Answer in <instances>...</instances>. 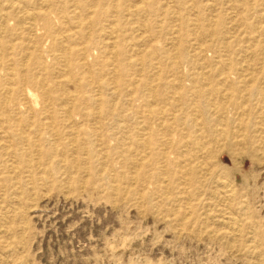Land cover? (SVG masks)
<instances>
[{
	"label": "rangeland",
	"instance_id": "rangeland-1",
	"mask_svg": "<svg viewBox=\"0 0 264 264\" xmlns=\"http://www.w3.org/2000/svg\"><path fill=\"white\" fill-rule=\"evenodd\" d=\"M0 264H264V0H0Z\"/></svg>",
	"mask_w": 264,
	"mask_h": 264
},
{
	"label": "bare ground",
	"instance_id": "bare-ground-1",
	"mask_svg": "<svg viewBox=\"0 0 264 264\" xmlns=\"http://www.w3.org/2000/svg\"><path fill=\"white\" fill-rule=\"evenodd\" d=\"M12 2V1H11ZM13 7V6H12ZM93 7V6H92ZM39 8V7H38ZM41 9V8H40ZM3 11V10H2ZM1 11V12H2ZM34 12V11H33ZM30 14H32V12L30 13ZM3 16V15H2ZM36 16V15H35ZM34 18V17H33ZM2 22V21H1ZM3 23V22H2ZM3 29V28H2ZM5 47V46H4ZM71 48V47H70ZM102 48V47H101ZM11 49H12V47H11ZM27 49L29 50V48L27 47ZM141 55V54H140ZM28 57V56H27ZM27 57H26V61H27ZM30 58V57H29ZM223 72V71H222ZM221 73V72H220ZM224 73V72H223ZM206 76V75H205ZM227 78V77H226ZM11 86V85H10ZM12 87V86H11ZM13 89V88H12ZM177 89V88H176ZM178 90V89H177ZM177 90H174L175 92H177ZM180 91V90H179ZM176 94V93H175ZM211 95V94H210ZM216 97V96H215ZM216 104V103H215ZM101 106V105H100ZM216 109V108H215ZM100 110V109H99ZM151 111V110H150ZM202 116V115H201ZM240 117V116H239ZM196 118V117H195ZM175 119V118H174ZM197 119V118H196ZM197 120H199V119H197ZM221 121V120H220ZM222 122V121H221ZM219 123V122H218ZM217 123V125L219 126V124ZM220 125H222V124H220ZM262 125V124H261ZM214 127V126H213ZM238 134V133H237ZM144 136V135H143ZM187 139V138H186ZM199 139V138H198ZM146 141V140H145ZM203 142V141H202ZM208 142V141H207ZM206 142V143H207ZM187 144V143H186ZM200 145V144H199ZM207 145V144H206ZM205 145V146H206ZM149 146H150V144H149ZM202 146V145H201ZM204 146V145H203ZM191 148V147H190ZM189 148V150H191ZM165 149V148H164ZM201 149V148H200ZM206 150V149H205ZM167 151V150H166ZM190 152V151H189ZM184 157V156H183ZM200 158H202V157H200ZM156 160V159H155ZM195 160V159H194ZM192 164V163H191ZM142 166V165H141ZM162 167V166H161ZM211 167V166H210ZM173 169V168H172ZM212 169V168H211ZM209 171H211V170H209ZM184 185V184H183ZM180 186V185H179ZM182 186V185H181ZM224 190V189H223ZM212 193V192H211ZM213 194V193H212ZM217 194V193H216ZM216 197V196H215ZM214 198V197H213ZM219 198V197H218ZM224 199V198H223ZM225 200V199H224ZM226 201H228V200H226ZM229 203V202H228ZM191 204V203H190ZM189 205V204H188ZM180 207V206H179ZM232 213V212H231ZM232 218H234V217H232ZM222 219V218H221ZM230 220H231V218H230ZM237 220V219H236ZM235 221V220H234ZM237 221H239V220H237ZM231 222H232V220H231ZM235 223V222H234ZM232 225V224H231ZM235 226V225H234ZM242 226V225H241ZM233 227V226H232ZM234 228V227H233ZM236 228H238V227H236ZM240 228V227H239ZM238 231V230H237ZM241 231V230H240ZM239 231V232H240Z\"/></svg>",
	"mask_w": 264,
	"mask_h": 264
}]
</instances>
